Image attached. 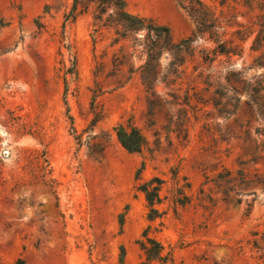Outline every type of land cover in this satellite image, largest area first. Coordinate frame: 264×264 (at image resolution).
Instances as JSON below:
<instances>
[{
  "label": "rangeland",
  "instance_id": "1",
  "mask_svg": "<svg viewBox=\"0 0 264 264\" xmlns=\"http://www.w3.org/2000/svg\"><path fill=\"white\" fill-rule=\"evenodd\" d=\"M126 1L193 37L178 0ZM206 1L240 54L201 34L145 70V32H97L93 6L0 0V264H139L155 177L173 264H264V0Z\"/></svg>",
  "mask_w": 264,
  "mask_h": 264
},
{
  "label": "trees",
  "instance_id": "2",
  "mask_svg": "<svg viewBox=\"0 0 264 264\" xmlns=\"http://www.w3.org/2000/svg\"><path fill=\"white\" fill-rule=\"evenodd\" d=\"M188 10L195 21L196 29L193 37L183 40L180 43H174L172 32L169 26L159 24L151 18L133 14L127 8L126 0H74L73 18H76L79 2H83L84 10L91 6L94 9V19L97 25L96 31L102 28L114 29L119 37H129L130 34H139L145 32L144 43L146 62L144 69L155 68L163 52L169 50L173 55L178 56L182 52L184 44L194 40L195 36L208 35L209 39L215 44L212 52L218 55L240 54L242 50L241 43L235 38L226 39L225 28L222 21L211 10L206 0H178ZM215 1V0H211ZM224 3L226 0H219ZM240 42H244L247 35L237 37ZM119 39V38H118ZM259 41V36L254 40V44ZM264 45H261V47ZM252 49L259 50L260 47ZM156 63V64H155ZM155 77L152 78V81ZM119 142L129 152H141L147 145L146 135L141 128L133 124L125 125L123 123L116 127ZM163 180L157 177L152 178L139 186L144 192L148 203L147 220L148 225L143 230L138 244L143 253V259L139 264H173V256L170 250H167L165 244L152 233L158 231L153 222L163 218L164 212L158 208L163 202L161 195ZM161 222V221H160ZM123 224V216L121 219Z\"/></svg>",
  "mask_w": 264,
  "mask_h": 264
}]
</instances>
